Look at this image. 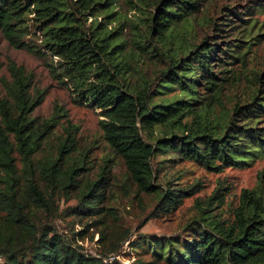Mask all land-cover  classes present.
Masks as SVG:
<instances>
[{"label": "trees", "instance_id": "trees-1", "mask_svg": "<svg viewBox=\"0 0 264 264\" xmlns=\"http://www.w3.org/2000/svg\"><path fill=\"white\" fill-rule=\"evenodd\" d=\"M142 1L147 0L134 6ZM150 1V33L167 41L148 50V59L157 55L166 62L154 77L118 33L117 0H0V35L49 59L50 71L71 90L73 101L98 109L111 155L125 166V183L135 185L138 196L153 195L158 216L157 209L169 211L200 188L154 181L158 155L177 153L212 170L264 157V94L216 111L227 79L216 71L228 70L216 51L226 54L227 48L179 39L204 0ZM89 15L93 20L86 23ZM116 18L118 24L108 28ZM250 43L234 44L228 55L244 60ZM10 69V98H0V264H121L106 260L108 251L97 256L81 250L74 238L84 236L88 222L77 231L72 223L94 217L105 234L106 223L95 217L111 180L112 158L90 171L91 147L80 143L77 126L62 120L66 109L59 105L47 118L32 116L42 92L29 90V75L20 67ZM227 192L221 184L207 197H196L197 213L180 231L140 232L133 242L150 258L139 256L131 264H264V174L256 186L241 190L231 218L216 210ZM71 197L76 204L60 207V200ZM65 216L73 217L69 235L55 222Z\"/></svg>", "mask_w": 264, "mask_h": 264}, {"label": "rangeland", "instance_id": "rangeland-1", "mask_svg": "<svg viewBox=\"0 0 264 264\" xmlns=\"http://www.w3.org/2000/svg\"><path fill=\"white\" fill-rule=\"evenodd\" d=\"M117 1L114 10L118 12V18L122 22L118 33L124 38L126 49L131 50L135 57L136 53L139 54L138 60L146 61L144 67L147 74L154 77L166 62L157 55L148 59V50L154 44L166 46L167 41L154 32L150 33V20L147 16L152 7L151 1H142L141 7L134 6L139 0ZM91 20L93 16L89 15L86 23ZM191 22L192 26L188 30L181 27L179 32V39L182 38L184 43H200L204 40L207 44L216 42L218 48H227L226 54L216 51V56H221L222 64L228 69L216 71L218 76L227 78L221 81L224 83L222 101L217 105L216 111L223 108L230 110L234 104H243L255 92L259 96L264 94V0H204L202 8L193 15ZM117 24L118 19H113L108 23V28H114ZM34 32L32 36L39 40V31ZM138 41L146 44L143 49L134 44ZM248 42H251L250 49L246 50L244 60L242 57L228 55L232 53L230 48H235L234 44L245 46ZM46 60L49 59L33 54L26 48L13 46L0 35V98H10L9 90L13 85L11 64L20 67L29 75V90L32 93L42 92L43 95L42 101L32 110V116L37 119L47 118L59 105L63 106L67 111L66 117L62 118L64 123L70 122L77 126L80 143L91 147V159L88 163L90 171H97L107 156L112 158L111 180L100 203L102 210L95 217L106 223L105 234L100 232L102 223L94 222V217H85L81 221L74 219L72 222L74 231L84 228L83 224L88 222L84 236L81 238L75 235L74 238V244L79 245L84 252L100 256V251H108L106 260H118L121 264H131L139 256L150 258L149 253H144L143 248L135 247L133 242L140 232L169 235L180 231L197 213L194 199L207 197L221 184L228 186V192L224 202L216 210L221 211L222 216L231 218L239 204L241 190L256 186L259 175L264 174V157L256 158L244 167L226 166L220 170H212L196 161L181 158L177 153L158 155L155 162L153 159L156 168L154 181L158 179L171 187L200 184V188L194 194L183 197L169 211L160 212L157 209L156 213L159 215L155 216L154 196L143 193L138 196L135 185L125 183V166L119 157L111 155L102 135L98 109L74 102L71 90L52 74ZM214 69L217 70L216 65ZM202 87L200 83L199 92H202ZM202 94L203 92L200 93ZM159 131L155 126V133L159 134ZM169 157L172 159H166ZM76 203L74 197L59 201L60 207L64 208ZM72 218H57L55 222L58 229L69 235L68 222ZM126 234L129 236L123 239L121 235Z\"/></svg>", "mask_w": 264, "mask_h": 264}]
</instances>
